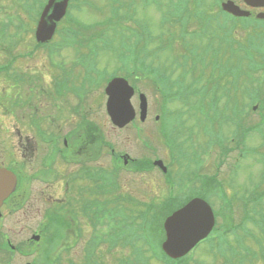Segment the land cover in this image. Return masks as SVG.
<instances>
[{
  "label": "rangeland",
  "instance_id": "374dc122",
  "mask_svg": "<svg viewBox=\"0 0 264 264\" xmlns=\"http://www.w3.org/2000/svg\"><path fill=\"white\" fill-rule=\"evenodd\" d=\"M236 1L240 2V0ZM14 2L15 0H0V22L5 21L6 13L17 14L19 12ZM214 2H216V0H214ZM191 4H194V2H191ZM85 9L87 11L77 14L80 19L93 23L99 18L100 14L98 12H94L87 7ZM204 9L208 10L205 6ZM211 12H213V10L209 11L208 14L207 11H203V20L201 24L198 25L195 21H191L188 24L187 37L190 35L188 38H191V34L193 35L192 47L195 58L200 61L196 68L201 69L209 65V68L213 69L217 66L219 68H224L222 71H229V73L223 74L225 80L231 81L234 77L239 78V80L243 78L242 80H244L245 83L241 86L242 91L241 89L238 91L237 98L240 100V104L242 103L243 116L248 131L245 145L250 148V151L243 157H241L238 150L232 151L225 162L222 163L221 161H223L224 158L222 157L223 147L218 144H213L211 147L208 146V137L199 133L198 129L195 127L197 116L190 110H178L183 107H179L176 103H171L168 105V114L178 115V113L181 114L183 111V115L180 116L177 121L175 116H170L167 119V123L172 124L176 121L175 124H178L180 121L182 123L179 126V128H181L180 133L186 137V147L184 149L188 150L190 154V150H194L195 146L198 148V151L201 152V156L199 154L197 156V161H199L197 164L190 159V155H188V158L183 164L178 162L173 163V156H171V152L161 138V135H158V131L149 126V124L154 125L155 116L160 111L161 99L159 93L154 89L152 84L146 81H135L137 86L148 96L149 119L146 124H141L142 122L139 117L135 120L136 124L143 125L142 129L138 132L132 125L122 130L114 129L108 115H106L105 118L101 119L105 124L104 132L106 134V140L113 145L117 153L123 151V153H128L130 156L140 158H154L158 156L162 158L166 164L172 163L171 177L176 179L177 184H175L174 187L169 185L164 174L157 169L149 173L132 172L129 167L123 168L121 161L119 163H113V159L110 155V148L108 147L105 152L103 151L104 153L100 157L97 147L95 148L90 144L88 150H90L89 153L91 157H100L94 159L91 165H101L105 170L115 172V178L119 186L118 189L113 194L100 195L99 198L105 199V201L118 199V204L125 207L128 217L138 216V205L140 202H146L150 199H157L158 201L164 200L168 197L170 190H173L180 199L185 198V196L193 195L194 197H203L210 202L215 213L218 215L217 226L221 227L223 231L225 228H228L226 236L228 243L225 242L223 246L215 247L218 242V239H216V242L213 244V250H211L208 244H201L195 253V257H193V260L189 264H231V257H233L232 260H234L232 264H264V259H262L259 254L261 251L260 248H262V252H264V233H259L260 231L263 232L264 229L260 228V226L250 220L249 217L244 218L245 214H248V212L252 214L251 211H253V217L263 221L264 225V195H256L257 193L264 192V70H257L260 71V73H251L253 76L251 78L247 76V73H250L249 67L251 60H254L252 68L262 69V65L264 64L262 58L258 56V53L260 55L264 54V21L256 22L252 18L236 21L222 10H217L215 14ZM151 14L152 15H146L138 12L136 16L146 17L148 22L152 23L150 24V30L152 31V26H154L155 34L158 35L156 38L160 37V39H156L153 46H151V48H155V53H153L155 66L167 68L168 72L175 70L177 75L186 76V69H190V64L188 61L187 67H184V65L180 63L179 40L182 41V39L178 38L175 40V37L171 39V35L167 33L168 31L175 34L179 33L180 27H178V22H169V20L167 25L162 23L163 13L160 11L157 12L156 9L153 10V8ZM153 16L155 19L154 23ZM34 23L35 18H28L27 28L32 29ZM195 31H197V33L193 34ZM2 33L3 30L0 29V48L7 51L6 59L12 60L15 55L20 54V52L16 50L18 45L9 47L8 44L5 45V42L2 43ZM28 36L31 37V35ZM252 37L256 39L254 45H251ZM91 38L93 39L95 48L103 52L101 57H106L111 63H125L127 68H131L129 61L126 62L125 59L119 60L116 56L120 54L124 55L127 51V42L134 45V43L140 41L137 33H135L133 39L130 40V37L118 23H112L107 25L106 30L98 29L94 31ZM31 47L32 45L30 44L26 45V49ZM62 53L64 55L62 59L69 61L74 59V54L69 52V50H65ZM66 53H68V55ZM38 54L40 55V59H38L39 61L35 64L36 69L31 70L28 68L30 63L25 60L19 62L20 69L23 67V70L26 71L27 74H31V71L34 72L36 70L35 72L42 73L46 78H49L51 75L50 72L43 68L45 66L43 61L45 53L42 52ZM3 63L4 57L1 56L0 65ZM99 66L102 70H99L101 71L99 73L95 72L94 80H103L109 69L110 72L112 71L111 74L115 73L117 70L115 68L116 65L112 68L110 65L100 63ZM200 69L194 74L195 76L200 75ZM17 70L19 71V68ZM157 74L161 75L162 69L155 70V75ZM95 86L100 90L102 84H95ZM257 95L260 96L259 100L252 101V97ZM92 96H97L96 91H94V94L89 95L90 98ZM260 100H262L261 103H259ZM0 101H3V99L0 98ZM5 102L9 108H13L10 100ZM133 104L138 110L139 99L137 96H134ZM255 105L258 106L257 109H254ZM94 107L99 106L97 105ZM0 109L1 111L3 110L1 106ZM92 110L95 112V109ZM12 118L15 120H13L14 123L16 121L18 122L16 117ZM232 124L233 123L224 124L221 128V132L219 128L220 135L224 138L225 145L232 146V143L228 142V140H231V137L235 135L236 132L238 133L236 128L231 126ZM7 125L10 127V135L5 132V127ZM7 125L4 126L3 129L0 128V156H4L7 160L16 158L19 161L20 142L23 139L20 140V137L15 139L14 136H18L17 131L15 128L11 127L12 124H9V122ZM193 132L194 139L192 140L191 137ZM27 133L29 137L33 138V134L30 131H27ZM210 136L213 138L219 137L212 132ZM148 137H152L151 148H148L146 143H144V140L148 139ZM188 138L190 140H187ZM31 141L33 148L23 156L21 161L30 169H32V167L35 169L38 168L39 154L36 153L38 151L35 138ZM12 150L16 155L12 154ZM56 159L54 166L58 168L60 173L63 172V174L61 176V181H58L54 188L46 187L43 185V182H35L28 188L21 184L18 192L14 195L15 197L12 202L17 203L16 206L21 207L13 210L12 213L9 210L6 211V213L9 212V214L7 213L4 217L3 228L10 231L8 235L14 246H21L19 249L23 250L17 251L16 249L15 253H13L11 249L8 252L6 250L2 251V248H0V264L4 261L3 252H8L9 254L11 252L10 264H25L27 262L42 264L44 263L42 262V259H44L42 255L45 251H47L45 252L46 257L49 258L51 262L54 261V264H68L70 262L86 263L87 254L85 252L90 250V241H87V239L92 237V233L97 232L103 234L110 232L111 228L116 225V221H108L107 218H102L101 221L98 222L92 221L87 216H84L80 210H77L75 218L79 226L83 228V238L75 244L72 243L74 241V232L72 229L69 230L71 215L68 210L58 213L54 203L56 199H58V201L64 199L66 197V192H69V195L78 200L80 207L83 209V204L92 198L93 194L91 190H89L88 195L80 200L81 195L78 194V189L82 186L95 189V184H89L86 180L74 181V183H72L69 178L77 168H75V170L64 168L61 160L57 157ZM217 164L221 166L219 165L218 167ZM213 175L216 176L218 182H216V185L214 183L213 189H210V182L213 180L207 177ZM25 194H27L25 199H22ZM255 197H257V199ZM231 200H233L234 206L232 208L233 212L230 213L227 203ZM51 218L56 222V233L54 232L55 229H53V233H43L41 230L47 225L48 220ZM132 220L137 223L139 219L137 220L135 218ZM230 223H232V225L234 224V226L231 227ZM67 226L68 228H66ZM30 231H40L41 233L38 234L41 235V238L38 241H29L31 236L35 234L29 233ZM245 231H252L255 233H245ZM128 240L132 241V243L134 242L133 245L135 246H132V248H139L144 245L139 234L136 237H129ZM2 242L3 239L0 240V245ZM71 245H73L71 249L67 251L63 249V247ZM231 246L233 251L230 253ZM243 247L250 248V254L245 252ZM130 248L131 246H125L123 248L124 250L117 248L116 251L112 252L107 250L105 245H98L95 249V254L91 255V259L93 260V258L96 257L101 260L103 264H120L119 259L128 256L132 251ZM147 255L150 256L149 264H163L153 259L150 253ZM57 259L59 260L57 261Z\"/></svg>",
  "mask_w": 264,
  "mask_h": 264
},
{
  "label": "flooded vegetation",
  "instance_id": "af4514ba",
  "mask_svg": "<svg viewBox=\"0 0 264 264\" xmlns=\"http://www.w3.org/2000/svg\"><path fill=\"white\" fill-rule=\"evenodd\" d=\"M131 6L137 7L138 0H133ZM49 57L51 62L55 61L52 60L53 55ZM44 67L49 68L46 70L51 75L46 78L42 73L34 71V75L28 81V83L32 82V85L29 86L30 91L26 82L21 78L18 110L9 108L4 103L3 110H0V113L4 114V117L0 116V126L3 128L9 122L18 134L14 138L23 139L20 142L18 163L24 187L27 186L28 188L35 182L45 180L47 182L46 187L54 188L56 183L61 181L63 174V172L58 174V168L54 166L56 157L62 160L64 168L74 170L77 168L69 178L72 183L74 181H88L92 162L90 150H88L90 144L99 148L100 157L104 153L105 141L101 135L100 121L105 118V114L103 115L99 107H94L97 105L104 106V102L88 100V95H86V92L89 91L88 87L79 86L76 89L78 82L74 79L73 71L63 70L58 74L51 69L52 65L46 63ZM9 68L10 65L6 64L5 69ZM5 80L6 87L2 95L5 96V101L10 100L13 105V93L9 92L12 87L10 84L12 79L6 77ZM92 109H95V112ZM12 117H16L18 122L14 123ZM92 123L95 124L96 129L91 130ZM9 130L10 127L7 125L5 131L8 135H10ZM27 131L33 134V138L28 136ZM34 138L39 162L38 168L33 169L32 167L30 169L21 159L33 148L31 140ZM12 154L16 155L14 151ZM12 160L13 158L7 160L4 156H0V166L10 167ZM119 160H121V156ZM5 214L4 204L0 213V240L3 239L0 248L2 251L9 252L10 239L8 233L10 231L3 228ZM8 252L2 253L4 256L2 264H10Z\"/></svg>",
  "mask_w": 264,
  "mask_h": 264
},
{
  "label": "water",
  "instance_id": "95a60500",
  "mask_svg": "<svg viewBox=\"0 0 264 264\" xmlns=\"http://www.w3.org/2000/svg\"><path fill=\"white\" fill-rule=\"evenodd\" d=\"M50 4L45 9L42 20L38 27V37L48 39L55 28V19H59L66 11L68 0L56 3L50 13ZM251 5L264 6V0H245ZM224 9L235 15H249L248 11L240 9L234 2L228 1L223 4ZM264 18V13L258 14ZM51 21V22H50ZM111 97L108 103L109 112L115 123L125 125L134 117V110L130 105L132 90L122 80H115L108 88ZM142 119L145 118V97L142 95ZM4 179H7L4 182ZM15 176L10 173H0V204L15 186ZM174 218L179 219V224L173 226ZM215 218L210 205L200 199H193L188 205L176 211L168 217L165 223L168 239L163 243L164 250L173 257H179L188 252L201 238L205 237L214 226ZM38 239V236H35Z\"/></svg>",
  "mask_w": 264,
  "mask_h": 264
},
{
  "label": "trees",
  "instance_id": "16d2710c",
  "mask_svg": "<svg viewBox=\"0 0 264 264\" xmlns=\"http://www.w3.org/2000/svg\"><path fill=\"white\" fill-rule=\"evenodd\" d=\"M208 77V78H197L194 77L192 78L191 81L194 83H201V82H212L211 85H208L207 83L205 85L202 84V90L205 91L204 86H206V90L208 89H213L218 93V102L222 97H225L226 99L230 97V94L236 91V89L240 90L241 86H236L233 84H223L221 78H213ZM235 88V89H234ZM214 90V89H213ZM205 99V98H204ZM229 100V99H227ZM239 102L238 98L236 99V103ZM226 109H223V112H221V115H224ZM178 203L176 204L175 202H165L161 204H155L150 203L149 205H146L144 208L142 206L139 207L138 209V216L135 217H124L123 220H121L119 223L120 225L118 226L120 231L117 233V227H112L110 232H107L103 238L104 240L112 241L115 238H121L123 235L129 236L132 233H137L135 234L136 236L139 234L140 237L145 238L146 241H150L153 238L154 233H158L160 230V225L163 221V218L165 217L168 212L174 210L176 207H178ZM139 219L137 223L134 222L132 219ZM113 219L112 216L108 217V221H111ZM257 225H259V220L255 221ZM97 235L94 233L93 234V239L91 241L96 240ZM94 254V251L90 249L86 255L88 258V263L91 264L93 263V260L91 259V255Z\"/></svg>",
  "mask_w": 264,
  "mask_h": 264
},
{
  "label": "snow or ice",
  "instance_id": "6c2138e0",
  "mask_svg": "<svg viewBox=\"0 0 264 264\" xmlns=\"http://www.w3.org/2000/svg\"><path fill=\"white\" fill-rule=\"evenodd\" d=\"M179 219L178 218H174V221L172 222L173 223V226L179 224Z\"/></svg>",
  "mask_w": 264,
  "mask_h": 264
}]
</instances>
